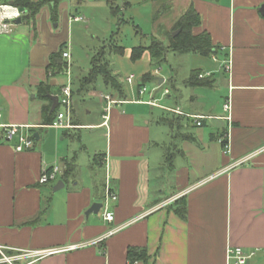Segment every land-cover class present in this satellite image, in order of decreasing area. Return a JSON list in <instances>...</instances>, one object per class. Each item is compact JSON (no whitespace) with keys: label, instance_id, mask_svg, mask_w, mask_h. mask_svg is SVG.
<instances>
[{"label":"crops","instance_id":"0c3cea01","mask_svg":"<svg viewBox=\"0 0 264 264\" xmlns=\"http://www.w3.org/2000/svg\"><path fill=\"white\" fill-rule=\"evenodd\" d=\"M192 3L202 17L194 32L207 30L218 47L217 59L201 54L215 65L194 69L213 76L214 84L217 74L225 73L228 92L223 105L229 98L231 120L225 119L227 113L184 109L177 102L159 104L162 96L157 92L165 84L170 85L165 87L169 89L165 97L172 99L179 90L176 74L170 72L147 99L146 93L138 94L145 86H139V81L129 89L131 100L113 104L108 112L104 103L100 122H77V127L64 129L68 135L84 127L105 138V145L90 155L86 170L80 167L79 152L62 145L56 132L45 137L37 132L40 136L34 147L24 151L16 150L14 142H0V245L4 253L13 256L75 245L14 264H127L132 246L147 250L145 262L135 260L139 264H228L229 245L259 248L249 264H264V151L257 153L264 146V14L260 11L264 0ZM36 39V32L31 39L17 26L10 34L0 35V122L30 124L32 130L43 128L42 107L48 103L45 99L35 103L38 85L48 81L50 93L58 94L66 82H50L47 70L42 78L34 77ZM143 58L151 65L148 51ZM43 60L39 64L44 68L49 61ZM150 99L157 104L148 103ZM139 104L167 113L146 118ZM169 108L208 117L198 126L193 118ZM73 115L76 119L75 111ZM162 118L168 123L159 122ZM224 132L229 134L228 152L219 141ZM158 147H167L173 155L165 154L162 160L155 151ZM254 152L248 161L234 164ZM95 153L103 154L97 162L92 161ZM67 160L75 167L65 177ZM53 165H59L62 172L55 180L40 183L42 169ZM108 172L118 194L110 205L115 213L112 222L104 220L101 210L87 214L93 203H102ZM60 180L65 185L55 190ZM178 203L187 207L185 218L175 210Z\"/></svg>","mask_w":264,"mask_h":264},{"label":"rangeland","instance_id":"374dc122","mask_svg":"<svg viewBox=\"0 0 264 264\" xmlns=\"http://www.w3.org/2000/svg\"><path fill=\"white\" fill-rule=\"evenodd\" d=\"M192 2L194 0H112V3L117 7L116 13H113L111 0H58L57 14H54L52 4L46 3L40 9L35 20L25 19L15 27H19L31 39L36 32L38 48L34 77L37 79L42 78L46 70V67H40L39 62H43V59L46 58L50 61L47 57L48 54L58 51L63 45V50H65L67 46L71 56L64 59V62L69 61L71 64L70 77L74 90L73 106L77 122H100L103 120L102 111L106 100L102 94L112 92L106 85L102 74L98 73L91 79H87L94 57H97L101 63L108 62L109 68L118 75L126 87L129 100L134 97L129 91L130 87L139 83L145 70L150 69L157 77L145 84L147 88L145 99L150 91L157 89L156 86H160L159 78H166L165 76L173 72L178 79L179 90L175 92L172 99L165 97L163 91L169 85L165 84L163 89L157 92L159 97L162 96L158 100L159 104L167 106V103L172 105L177 102L184 109H198L224 115L226 112L223 110V101L228 92L227 76L224 72L217 74L216 84L212 87H193L188 83L186 85L184 81L194 68H206V65L209 64L215 65L211 58L195 52H179L169 49L166 53V60L158 66L149 65L147 58L142 57L137 61L131 59L132 49L139 45H150L153 36L168 45L169 36L173 35L176 22ZM76 15L81 16L82 19L75 21L74 16ZM115 46L125 47L124 53L115 51ZM156 69H159V72H155ZM131 74L135 76L133 84L127 80ZM67 78V71L60 70L50 76L49 80L60 83L67 81ZM52 90H56V86H52ZM42 102L41 98L35 100L36 104ZM138 106L148 114L146 118L167 113L166 110L149 104H139ZM33 110L35 113V106ZM60 110H63L62 106ZM190 130H195V127L191 126ZM37 132H40L42 137L58 133V139L62 145L75 148L77 153L79 152V163L83 170L87 168L90 155L97 152L95 150L104 146L106 142L105 138L97 136V132L84 127L70 130L68 135L64 129L50 127H36L31 133L34 135ZM167 149V147H158L155 151H158L157 153L163 160L165 154L173 155V151L168 149L167 152ZM98 166L101 175L104 176L102 165Z\"/></svg>","mask_w":264,"mask_h":264},{"label":"built area","instance_id":"2783aa9c","mask_svg":"<svg viewBox=\"0 0 264 264\" xmlns=\"http://www.w3.org/2000/svg\"><path fill=\"white\" fill-rule=\"evenodd\" d=\"M28 14V10L26 8L21 7L19 4L15 2V0H0V35H8L11 33L12 29L17 25V19L23 18V16ZM81 16H74L75 21L81 20ZM213 58L217 59L216 52L212 53ZM71 54L69 50L65 49L62 51V64L63 69L66 70L68 73V78L65 83L62 84L60 91L58 93L59 96V104L57 106L58 112L57 116L53 120V122L49 125H42V127H51V128H58V129H72L77 127V125L73 122V87H72V79L70 77L71 70H70V62H64V59L70 58ZM226 69L230 64V58L225 61ZM57 70L50 71V75H54L57 73ZM156 72H159V69H156ZM208 74L202 73L200 77H205ZM135 76L133 74L127 77L129 83H134ZM147 88L145 86L140 87L138 89V94L142 95L146 93ZM169 93L168 88H164L163 94L166 96ZM103 98L106 100L107 104L105 106L106 112L111 109L113 104L124 102V100H116L110 94H103ZM157 101L150 99L148 103L152 105H156ZM63 107V110H60V107ZM224 111L228 114L225 116V119L231 120L230 111H231V101L228 98L224 105ZM169 110L189 116L194 119L195 124L200 126L203 123V120L208 116L205 115H193L188 114L182 111L180 108H174ZM2 117V113L0 112V118ZM105 124L108 123L109 115L108 113L104 115ZM33 125L30 124H13V123H4L0 122V142H14L16 144V150L24 151L32 149L35 145V138L34 135L31 133ZM229 134L225 133L219 137V141L221 144L224 140H227V143L223 146L226 152L229 151ZM264 151V146L257 150V153H261ZM251 153L248 156L236 161L235 165H240L249 159H251L254 154ZM62 172V169L59 165L53 166H45L42 169L39 182L44 184L50 181L55 180L58 175ZM118 199V194L114 190L111 184V176L110 172H108L107 180L105 184V194L102 201L101 212L102 216L105 221L112 222L115 218V213L111 209L110 205L112 201H116ZM75 245H65L61 247H53L49 249H42V250H34V251H25L18 255L8 256L4 253L2 246L0 245V264L10 263L14 264L13 262L20 259H37L43 256L51 255L58 252H63L74 248ZM259 248L255 249H247L241 246H232L229 245L227 247V263L228 264H249V262L257 255ZM127 264H139L138 261H131L129 260Z\"/></svg>","mask_w":264,"mask_h":264},{"label":"trees","instance_id":"16d2710c","mask_svg":"<svg viewBox=\"0 0 264 264\" xmlns=\"http://www.w3.org/2000/svg\"><path fill=\"white\" fill-rule=\"evenodd\" d=\"M216 1V0H215ZM17 4L21 7L26 8L28 10V14L23 16L22 21L34 19L39 13L40 9L47 3H51L53 5V12L57 14V3L58 0H15ZM112 3V0H111ZM112 11L116 13L117 7L112 3ZM202 24V17L200 13L197 11L193 3L188 7V9L181 15L178 21L175 24L174 31L180 29V32L176 35H170L169 44H165L164 41L158 39L157 37L152 38V42L150 45H139L132 49L131 51V59L133 61H137L141 59L145 52H149L151 55V65L158 66L161 65L162 62L166 60V53L169 49L173 51L179 52H195L202 55H210L213 52L218 51V47L213 44L212 36L207 30H203L200 33H195L194 28L198 27ZM64 45L56 52H53L50 57V61L46 66L47 76H50V71H60L63 69L62 62L60 63L59 59L62 57V50ZM115 51L124 53L125 47L123 46H115ZM102 74L104 76V81L108 87L112 90L110 93L111 96L116 100H126L127 99V89L119 79L118 75L113 73V71L109 68L108 62L101 63L97 57H94L92 60V68L90 69L89 76L87 79H91L92 76L96 74ZM203 71L201 69H194L190 76L187 79L189 85L192 86H206L212 87L214 85L213 76H205L200 77ZM153 71H148L141 76L139 86L145 85L148 81L155 79ZM51 92V85L48 81H43L38 85L37 96L41 99L48 100V103L42 107V125H49L53 122L55 117L57 116L58 108L55 110H51L53 101L48 97V94ZM73 107V113H74ZM73 121L75 124L77 120L73 115ZM161 123H168L166 118H162L159 120ZM226 132L222 133L224 135ZM40 136V135H39ZM35 141H37V137L34 135ZM227 143V140H224L222 146ZM102 153H95L93 155V161L97 162L98 158L101 157ZM65 174L67 175L74 170L75 164L74 162L65 161ZM179 205V203H178ZM176 212L183 218L186 217L187 207L185 204H181L175 207ZM128 257L132 261H146L148 258L147 250L145 248L140 247H129L128 249Z\"/></svg>","mask_w":264,"mask_h":264},{"label":"water","instance_id":"95a60500","mask_svg":"<svg viewBox=\"0 0 264 264\" xmlns=\"http://www.w3.org/2000/svg\"><path fill=\"white\" fill-rule=\"evenodd\" d=\"M260 11L262 14H264V4L261 6L260 8ZM22 22V19L19 18L17 19V23H21ZM180 32V29L174 31L173 35L176 36L178 33ZM61 59H60V63H61ZM164 82V78H160L159 79V83L160 85ZM48 97L53 101L52 103V107H51V110H55L59 104V96L58 94H53V93H49L48 94ZM35 136L37 137V139H39V134L38 133H35ZM65 185V182L63 180H60L56 186H55V190L63 187ZM101 207H102V203L101 202H95L92 204V206L88 209L87 211V214H90V213H94V214H99L100 210H101Z\"/></svg>","mask_w":264,"mask_h":264}]
</instances>
